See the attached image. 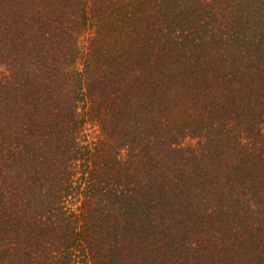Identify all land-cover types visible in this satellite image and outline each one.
Wrapping results in <instances>:
<instances>
[{"label": "trees", "instance_id": "1", "mask_svg": "<svg viewBox=\"0 0 264 264\" xmlns=\"http://www.w3.org/2000/svg\"><path fill=\"white\" fill-rule=\"evenodd\" d=\"M0 264H264V0H0Z\"/></svg>", "mask_w": 264, "mask_h": 264}, {"label": "rangeland", "instance_id": "2", "mask_svg": "<svg viewBox=\"0 0 264 264\" xmlns=\"http://www.w3.org/2000/svg\"><path fill=\"white\" fill-rule=\"evenodd\" d=\"M93 130H94V128L90 129L89 131H93Z\"/></svg>", "mask_w": 264, "mask_h": 264}]
</instances>
